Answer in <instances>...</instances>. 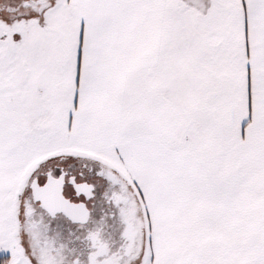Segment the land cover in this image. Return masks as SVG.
Instances as JSON below:
<instances>
[{
  "label": "snow or ice",
  "instance_id": "1",
  "mask_svg": "<svg viewBox=\"0 0 264 264\" xmlns=\"http://www.w3.org/2000/svg\"><path fill=\"white\" fill-rule=\"evenodd\" d=\"M0 264H264V0H0Z\"/></svg>",
  "mask_w": 264,
  "mask_h": 264
}]
</instances>
